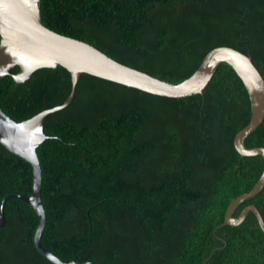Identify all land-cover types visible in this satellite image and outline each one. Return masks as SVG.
<instances>
[{
    "label": "trees",
    "instance_id": "1",
    "mask_svg": "<svg viewBox=\"0 0 264 264\" xmlns=\"http://www.w3.org/2000/svg\"><path fill=\"white\" fill-rule=\"evenodd\" d=\"M40 10L50 30L170 83L222 46L252 57L264 78V0H41ZM71 90L61 66L18 86L11 75L0 82V107L22 122L62 105ZM251 118L247 88L226 63L203 93L183 98L82 74L72 102L45 118L37 148L43 247L77 264H264L256 215L225 224L230 204L264 172L263 156L234 145ZM244 143L264 147V122ZM13 194H33L32 165L0 144V210ZM250 205L264 219V188L233 216ZM4 210L0 264H54L36 248L33 207L13 198Z\"/></svg>",
    "mask_w": 264,
    "mask_h": 264
},
{
    "label": "water",
    "instance_id": "2",
    "mask_svg": "<svg viewBox=\"0 0 264 264\" xmlns=\"http://www.w3.org/2000/svg\"><path fill=\"white\" fill-rule=\"evenodd\" d=\"M40 1L0 0V82L12 75L18 86L39 69H55L61 66L71 73L72 90L62 105L47 109L22 122L11 119L0 107V144L29 162L33 169V194H13L3 199L0 229L6 224V202L13 198L18 199L33 207L39 216V225L34 236L38 251L54 264H77L75 259L68 263L63 262L42 245L46 213L42 202L43 174L37 148L47 139L44 132L45 118L72 102L77 83L84 73L147 93L183 98L203 93L219 66L226 63L243 81L251 101V121L236 135L235 148L242 156L261 155L264 158V147L247 148L244 143L264 122V78L254 65L252 57L231 47H218L206 55L191 77L178 84L170 83L124 65L86 42L50 30L43 24ZM17 66L20 67V72L12 74V69ZM263 188L264 172L251 192L236 198L230 204L225 215V224L239 226L249 212H253L264 232V219L256 206L246 207L238 218L233 216L243 202L259 194Z\"/></svg>",
    "mask_w": 264,
    "mask_h": 264
}]
</instances>
